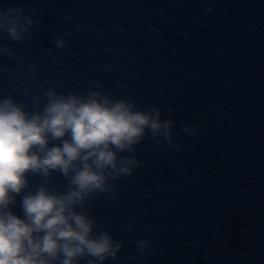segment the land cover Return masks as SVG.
<instances>
[{
	"label": "water",
	"instance_id": "water-1",
	"mask_svg": "<svg viewBox=\"0 0 264 264\" xmlns=\"http://www.w3.org/2000/svg\"><path fill=\"white\" fill-rule=\"evenodd\" d=\"M14 4L34 10L39 29L24 42L0 36L18 53L0 55V94L27 100L17 88L85 92L95 81L165 117L172 109L181 151L146 139L116 196L88 204L123 241L107 264H264V0H0ZM185 123L203 131L188 136Z\"/></svg>",
	"mask_w": 264,
	"mask_h": 264
},
{
	"label": "clouds",
	"instance_id": "clouds-1",
	"mask_svg": "<svg viewBox=\"0 0 264 264\" xmlns=\"http://www.w3.org/2000/svg\"><path fill=\"white\" fill-rule=\"evenodd\" d=\"M35 16L22 4L0 6V36L24 42L39 29ZM69 36L71 32L57 36L54 46L64 49ZM17 54L0 45V55ZM23 66L36 83L37 66L27 62ZM38 87L39 94L16 89L27 100L0 94V264L116 261L123 241L100 229L88 204L100 196L109 202L116 196L118 181L132 177L142 166L137 146L146 139L156 148L181 151L173 136L172 109L165 117L160 108H141L95 81L85 92ZM183 131L195 138L203 124L185 123ZM54 174L67 181L63 190L54 186ZM30 177H39L40 182L33 186ZM122 227L127 232L128 224ZM134 242L140 254L152 247L146 238Z\"/></svg>",
	"mask_w": 264,
	"mask_h": 264
}]
</instances>
